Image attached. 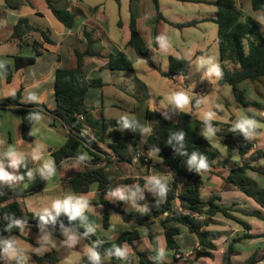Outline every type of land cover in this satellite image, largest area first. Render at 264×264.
Listing matches in <instances>:
<instances>
[{
  "label": "crops",
  "instance_id": "obj_1",
  "mask_svg": "<svg viewBox=\"0 0 264 264\" xmlns=\"http://www.w3.org/2000/svg\"><path fill=\"white\" fill-rule=\"evenodd\" d=\"M50 1L54 7L69 10L74 15L75 23L72 27L65 26L56 18L50 8L48 0H0V62L9 64L13 69V78L11 82H7L4 74L0 71V99L8 97L21 89L22 102L28 103L26 98L34 93L39 98L36 104H45L49 109H55L57 106L54 92L56 70L63 66H76L77 57L75 52H84L89 48L94 52V55L85 56L84 58L82 81L84 84L88 85L86 103L93 107V110L84 114L80 121L84 126L85 132L89 135H93L95 131L103 129L104 119H117L106 117L104 115L105 102L103 99L104 91L102 89L110 85L114 91L120 93L123 92L117 87L115 80L116 74L122 70H111L108 68V57L111 54L124 51L134 63L140 58L137 51L129 46V41L131 39L130 22L132 15H135L138 31L148 46V54H158L162 57L167 56L168 58L171 55H174V50L177 49L174 45L171 44L172 47L168 52H159L157 45L154 42L157 13L158 11H161L164 17H166L165 10L159 7V0L157 5L154 0H129V9H127L124 4L120 3H117V6H113V2H118L117 0ZM205 3L215 6L209 2ZM215 16L216 11L214 16L211 15L204 18L211 19ZM22 17H26L32 26L45 31L50 39L54 41V44L43 42V39L38 32L31 33L30 36H28V43H23L22 45H20L16 39H12L11 37L14 32V27ZM204 22L214 21L207 20ZM164 23L168 22L161 20L157 24L158 35L161 33L165 34ZM1 33L4 34L1 35ZM33 41H39L42 43L39 47V49L42 50L41 55H36V50L31 45V42ZM15 56H36V60L33 63L18 67L16 66ZM108 69L112 73L106 71ZM168 70L162 71L167 72ZM105 76L108 78L105 79ZM110 105L117 107L119 104L111 102ZM150 105L151 98L149 97L143 101L142 106H135L132 110V115H134L132 118H135L140 125L150 127L152 129L150 134H152L159 128V123L148 119L147 110L150 109ZM39 113L42 118L38 124L32 125L30 134L33 138L28 140L22 135L23 122L21 115L8 108L0 109V140L4 141L3 144H0V153L4 152L8 146H13L24 154L26 160H29L28 169L34 170L32 181L29 180L28 177H25L22 182L15 185L2 186L7 188L11 193H25L26 195L22 200H24L29 211L36 213L38 209L48 205L50 201L55 198H62L65 195L72 194L82 195L90 203V207L86 214L89 221L92 222L95 227L93 235L98 240L110 242L115 240L124 231L137 230L139 232V238L134 242L135 247L150 257H154L156 255V250L163 247L166 250V258L162 261L165 263L226 264L224 262V256L228 251L231 241L238 237H241V239L233 248L234 252L231 257V262L233 264H246V261L256 250H264V221L253 216L241 214V211L245 210L261 211L264 213V207L241 190L232 187H230L227 192L233 193V195L238 194V196L243 195L248 198V201L240 198L236 199L233 195H231L233 197L220 195V199L227 201L228 204L226 205L228 206H235L238 209L237 214L243 220L247 221L251 225V228L246 229L240 223L228 219L221 214L211 217V223L206 228L208 230H217L221 232L220 238L215 241L216 248L211 250L212 256H198V252L202 250V247L197 236L191 233L186 225L173 219L174 216L183 214L182 211L184 207L181 205L179 199L176 200L175 205L177 212L170 215L166 212L164 215L154 219L149 226L139 225L134 222H126L121 213L111 208L109 210V225L106 227L104 225V215L106 210L104 204L99 201L100 190L98 184H92L87 192H74L71 190L70 186L63 183L64 176L68 175L72 169L79 168V164L73 163L59 168H56L55 165V174L47 180L40 175L39 171H35V169L40 167L44 160L51 159L55 164L53 153L65 144L70 134L69 130L55 120L51 114L45 112ZM150 134H142V144ZM246 143L247 142H245V145H247ZM101 146L108 154L112 155V150L107 145L101 144ZM81 148L86 149L85 147ZM81 148H79V150ZM79 150L78 156L81 155L79 154ZM33 152H37L41 156V159L35 163L30 160ZM143 152L145 158L147 157L149 159L148 161L145 159H139V161H133L131 163L124 161H114L110 163L114 164L119 171V174L109 175L113 180L112 188L121 184H139L143 186L144 182L141 180H144L146 176L153 174L160 175L166 181H169V176L155 168V165L163 162V159L159 154L154 151ZM233 155L234 154L229 151L230 159ZM89 156L86 157L88 158ZM224 157L225 156L222 158ZM225 159V161H222L223 165H226L227 162L230 161L228 157H225ZM26 170L27 169L22 167L19 172L20 174H24L23 171L26 172ZM214 171L215 170L213 169V173H203V180L205 177L206 179H209L211 174L217 175ZM218 176H220L223 181L224 177H227L221 174H218ZM178 181L181 186L188 183L181 177L178 178ZM207 185L208 183L204 180V190L209 189L207 192L209 191L208 195H210L206 200L213 195L218 196L210 189V187L207 188ZM144 195L145 201H141L140 203L143 204L146 202L148 206H151L153 203L152 194L145 192ZM238 200L244 202L245 209L239 207ZM250 200H254L255 202L253 201L252 203ZM112 203L120 205L119 201ZM254 204L255 207H253ZM123 205H125V203L122 202V209ZM111 211L121 214L122 218L118 220L117 217H115V221H113ZM129 211L135 210L131 209ZM167 216H170V219H165ZM201 218L206 219L207 217L201 216ZM72 223L79 226L78 221H72ZM168 228L178 229V233L175 235V240L178 246L177 252L168 248L166 238V230ZM69 229L74 230L80 236L77 246L80 247L79 245H82L83 247L80 249V256L77 258L80 260L73 263L78 264L86 257V246L92 244L83 237V235H80L77 229ZM30 232H36V234H30ZM45 232L51 233L49 230H45ZM41 235H43V233H41L40 230L27 226L26 229H21V234L7 235L6 238L9 236L15 237L18 247L20 240L30 244L28 251L32 255L33 264H36L33 258L34 255H45L52 248L55 249L58 256L57 264H61V256L58 248V242L64 240L61 229L58 228L55 234L51 233L52 239H49L46 243L37 242ZM246 235L259 236L255 238H245ZM231 236H233V238L230 239ZM43 246L44 248L48 247V250L38 252ZM124 246H127L130 255H133V260L131 262L125 263L123 261L104 257L102 258L103 264H138V257L134 254V248L128 243H125ZM177 255H181V257H177ZM23 264H25V262ZM257 264H264V259Z\"/></svg>",
  "mask_w": 264,
  "mask_h": 264
},
{
  "label": "trees",
  "instance_id": "obj_2",
  "mask_svg": "<svg viewBox=\"0 0 264 264\" xmlns=\"http://www.w3.org/2000/svg\"><path fill=\"white\" fill-rule=\"evenodd\" d=\"M156 5L158 0H154ZM191 2H209L216 6V16L211 19L191 20L185 24L175 23L168 20L161 11H158L156 23L161 20L176 26H195L199 22L212 20L218 25V45L219 55L222 61L220 67L222 75L219 77L220 85L230 84L233 86L234 97L238 107L245 110L249 108L264 109V104L259 101L247 100L248 92L246 90H238V84L249 80L252 82H264V22H258L254 17L264 14V0H250L249 3L240 2L239 0H181ZM243 1V0H242ZM50 8L58 20L65 26L72 27L75 23L74 15L66 9H58L53 6L48 0ZM250 10L253 15L250 13ZM157 24L154 30L155 37L158 35ZM131 39L129 46L133 47L139 55H146L149 52L142 35L138 31L136 17L132 15L131 22ZM40 33L43 42L54 44L45 31L38 27L32 26L26 17H22L14 27L12 39H16L20 45L28 43V36L31 33ZM42 43L39 41L31 42L32 47L36 50V55H41L42 50L39 49ZM156 44V43H155ZM77 65L63 66L56 70L54 92L56 96L57 106L55 109H49L45 104L24 103L22 102V90L19 89L14 94L0 99V109H11L17 112L22 117V135L25 139L31 140L33 137L30 134V129L33 124L28 120L29 112H45L51 114L55 120L60 122L69 130V138L63 146L56 150L53 155L55 158L56 168L79 164V168L64 176L63 183L70 186L74 192H87L92 184L97 183L100 190V203L105 206L104 225H109V210L115 209L123 215L124 221L134 222L139 225H150V223L166 212L170 214L177 212L175 209L176 200H180L184 209H189L190 214H179L173 217L182 224L186 225L190 232L195 234L199 240L202 250L198 252V256H212L213 249L216 248L215 241L220 238L221 232L217 230H208L206 227L211 223L210 218L221 214L222 216L240 223L244 228L250 229L251 225L243 220L237 213L238 209L235 206L222 205L218 201L220 197L211 196L208 200L202 199L204 192L203 173H213L215 158L218 155V150L204 138L198 135V130L203 124L195 114L189 112H181L177 119L173 120L165 114L157 110H147V117L150 120L157 121L159 128L150 134L146 141L142 144V133L137 131H121L118 126L120 119H104V127L100 131H95L93 135L85 132L84 126L79 120V115H84L93 110V107L86 103V93L88 85L84 84L83 78V63L85 56L94 55V52L89 48L84 52L76 51ZM16 66L21 67L36 60V56L24 57L15 56ZM232 61L236 67L233 70L227 68L225 62ZM192 60L183 56L171 55L169 57V70L167 72L159 69L164 77H174L175 75H187L191 68ZM4 67H0V71L4 74L6 81L11 82L13 78V69L3 63ZM108 68L111 70H133V61L124 52L119 51L111 54L108 57ZM97 83V82H96ZM200 104L199 99H195L193 103L194 109H197ZM130 119H135L129 117ZM136 120V119H135ZM140 124V123H139ZM177 131L185 132V150L188 155L193 151L207 157L209 168L206 171L196 173L190 170L186 163L187 156L179 155L174 149L168 145V137ZM238 131V130H237ZM232 135L226 134L227 140ZM101 144L107 145L112 150V155L108 154ZM234 144H239L243 152L249 149V145H243V141L238 139ZM159 148V156L163 159L161 164L155 165V168L160 172H164L170 179L167 181L168 193L166 199L159 202L155 207V198H152V205L149 206L150 214L144 215L141 211H124L120 205H115L107 198V192L113 187L112 178L106 173V167L116 162H133L135 156L140 153V160L145 159L143 151H150L153 147ZM85 147L89 152V157L84 162H80L78 150ZM155 152V151H154ZM157 153V152H156ZM105 160V161H104ZM104 161V162H103ZM253 166L250 163L241 164L233 169V171L224 177V182L232 188L241 190L248 196L252 197L258 204L264 207V186L257 187L258 182L251 178L247 173L249 169L255 170L264 177V169ZM25 173V171H23ZM160 176V175H159ZM25 177H27L25 175ZM181 177L188 183L180 185L178 178ZM144 182V180H141ZM178 191V195L176 192ZM25 193H11L7 188L0 185V236L4 237L7 231L4 230L5 224L8 221L4 220L5 214L15 215V218H22L27 221V226L34 229L39 228V222L34 212L27 209L24 200ZM197 214L196 216L193 215ZM241 214L253 216L264 221V213L261 211H241ZM206 216L207 218H201ZM165 219H170L167 216ZM164 219V221H165ZM163 220V219H162ZM63 223L66 228H74L82 235L84 229L80 226L69 222L68 218L61 215L55 225H45V230L51 233H56ZM178 233L177 228H168L166 230V238L168 248L177 252L178 246L175 240V235ZM21 234V229L13 228L8 235ZM259 235H246L245 238H255ZM6 238V237H5ZM139 238V232L124 231L115 240L103 242L100 247L102 258L106 255L107 249L112 245H124L128 243L134 248V254L138 257V264H174L165 263L162 260L149 259V255L138 250L134 242ZM91 244L98 240L94 235L86 238ZM241 237L234 238L224 256L226 264H233L231 257L233 255L234 245L240 241ZM36 264H57L58 256L54 248L45 255L33 256ZM109 258V257H108ZM110 259H115L114 257ZM264 259V250H256L246 261V264H257ZM22 260V257H21ZM133 260V255H129L125 263ZM1 264V260H0ZM23 264V260H22ZM78 264H88L85 257Z\"/></svg>",
  "mask_w": 264,
  "mask_h": 264
},
{
  "label": "rangeland",
  "instance_id": "obj_3",
  "mask_svg": "<svg viewBox=\"0 0 264 264\" xmlns=\"http://www.w3.org/2000/svg\"><path fill=\"white\" fill-rule=\"evenodd\" d=\"M113 2V6L117 3L124 4L129 9V0H117ZM240 2L249 3L250 0H239ZM159 7L165 10V16L172 21L180 24H185L190 20H200L204 17L215 15L216 7L205 2H190L180 0H159ZM250 13L256 15L250 10ZM164 32L169 37L172 45H174V55L183 56L192 60L190 71L187 75H175L168 78L163 77L158 69L168 70L169 58L162 57L158 54L140 55L136 63L133 62V70H122L116 74V85L123 92H116L108 85L104 89L103 99L105 102L104 115L110 118L120 119L122 116L133 117L132 110L135 106H142L143 101L151 98V110L162 112L167 117L175 120L181 112H189L195 114L202 121V117L208 111L216 113L212 124L216 129L214 135L207 140L218 150V155L215 158L214 172L217 175L211 174L209 179L204 178L208 183L207 188L210 187L216 195L231 196L233 193L227 192L230 188L218 174L227 176L233 169L241 164L250 163L253 166L264 169V109L249 108L247 110L237 106L233 86L230 84L220 85L218 83L219 77H207L203 75L202 71H196L194 64H196L201 57H210L214 62L221 67L222 61L219 55L218 45V25L215 22H199L195 26L176 27L171 24L164 23ZM4 33H1L3 35ZM7 48V47H4ZM179 50V51H178ZM158 56L159 59L156 57ZM228 69H235L236 65L232 61L225 62ZM105 70V69H104ZM110 72V70H106ZM108 78L105 76V79ZM104 79V80H105ZM238 90H246L248 92L247 100L259 101L264 104V82H252L249 80L238 84ZM175 91L185 92L191 99L188 107L182 111L174 110L171 105H167V97ZM195 99H199L200 104L197 109H194L193 103ZM111 102L119 105L113 107ZM250 116L257 121L256 135L251 140H245L244 136L239 131L231 130L232 122L237 117ZM203 123V122H202ZM204 129V123L198 130V135H201ZM231 134L232 138H226V134ZM203 136V135H202ZM238 139L243 141V145H249V149L243 152L239 144H234ZM229 151L233 153L230 159ZM79 154L89 156V152L81 148ZM230 161L223 165L225 157ZM233 159V160H232ZM109 167V168H108ZM108 168V169H107ZM114 164H109L106 167L108 175L119 174V171ZM251 178L258 182L259 188L264 186V177L255 170L249 169L247 173ZM185 181V180H184ZM217 186V187H216ZM206 188V189H207ZM209 190V189H207ZM204 190L202 199L208 198L209 191ZM234 198H240L248 201V198L234 194ZM231 196V197H233ZM230 198V197H229ZM239 201V200H238ZM253 201L254 200H250ZM222 205L228 204L227 201L219 199ZM255 202V201H254ZM239 207L246 208L243 201H239ZM228 206V205H227ZM255 207V204L253 205ZM125 211L131 210L130 205H123ZM264 210V209H263ZM113 221L115 217L121 219L122 215L111 211ZM264 226V225H263ZM36 234V232H30ZM81 235V234H80ZM234 236V235H233ZM233 236L230 237L233 238ZM58 248L61 256V264H73L78 262L80 256V249L82 245L74 247H66L63 242H58ZM30 244L25 241H19V250L23 263L33 264L32 255L29 253ZM48 247L44 246L38 252H44ZM2 264H5L3 260Z\"/></svg>",
  "mask_w": 264,
  "mask_h": 264
},
{
  "label": "clouds",
  "instance_id": "obj_4",
  "mask_svg": "<svg viewBox=\"0 0 264 264\" xmlns=\"http://www.w3.org/2000/svg\"><path fill=\"white\" fill-rule=\"evenodd\" d=\"M259 23L264 22V14H260L254 17ZM155 43L159 52H168L172 45L169 37L166 34H159L155 37ZM157 59L158 56L156 57ZM196 71H202L204 76L207 77H219L222 75L220 66L214 62L210 57H201L199 61L194 64ZM0 67H4V64L0 62ZM28 103H37L39 98L36 94H30L26 98ZM191 103L190 97L183 91H175L167 97V105H171L174 110L182 111L188 107ZM216 113L214 111H208L202 117L204 123V129L201 135L205 139L214 135L216 132L215 127L212 124V120L215 118ZM28 120L31 124L36 125L41 120L40 113L29 112L27 115ZM168 118V117H165ZM118 126L121 131H137L138 129L144 135L150 134L152 129L147 126H142L135 119H130L128 116H122L118 121ZM231 130H238L245 138V140H251L255 137L257 131V121L255 118L250 116L237 117L232 122ZM185 132L177 131L172 133L167 140L169 146L179 155L187 156V165L190 170H194L196 173L206 171L209 168L207 157L200 154L197 151H193L191 155L185 150ZM4 141L0 140V144ZM159 153L160 149L155 146L150 149ZM41 156L37 152H33L30 157L32 162L39 161ZM80 162L86 161L87 157L85 154H81L77 157ZM28 161L26 160L23 153L18 151L13 146L0 153V185L12 186L19 182H22L25 175L29 180L32 181L34 170L28 169ZM27 169L24 174H20L21 168ZM39 171L40 175L45 179L51 178L55 174V164L51 159L44 160L40 167L35 169ZM145 192H149L155 198V207L160 201L166 199L168 193L167 181L159 175H148L144 178L143 186L139 184L125 185L121 184L114 188H111L107 192V197L111 202H123L131 206L132 210H140L142 214H150V208L145 202L141 204V201H145ZM90 207L89 201L82 195H65L62 198H55L50 203L35 213L39 228L43 235L38 239V243H46L49 239H52L51 233L45 232V225L57 223L58 218L64 215L68 218L69 222L78 221L79 226L84 229L83 237L88 238L95 232V227L92 222L89 221L87 216V210ZM4 220L8 221L4 226V230L11 232L13 228L26 229L27 221L22 218H15V215L5 214ZM61 232L64 236L62 241L66 247H74L78 244L80 236L72 229L64 227L63 223L60 224ZM103 243L102 240H95L92 245L86 246L85 255L88 264H102V255L97 248ZM106 255L109 258L114 257L118 261H127L129 258V249L124 245H112L107 249ZM166 258V250L160 247L156 250L154 257L149 259H160ZM0 260H3L5 264H22L20 250L17 246L15 237L9 236L7 238L0 236Z\"/></svg>",
  "mask_w": 264,
  "mask_h": 264
},
{
  "label": "built area",
  "instance_id": "obj_5",
  "mask_svg": "<svg viewBox=\"0 0 264 264\" xmlns=\"http://www.w3.org/2000/svg\"><path fill=\"white\" fill-rule=\"evenodd\" d=\"M82 117H83V115H79V116H78L79 120H81ZM140 158H141V154L138 153V154L135 156V158H134L133 161H139ZM145 160L148 161L149 159L146 157ZM176 195H178V191L176 192ZM182 212H183V214H190V213H191V211H190L189 209H183ZM193 215L196 216L197 214H194V213H193ZM177 257H181V255H177Z\"/></svg>",
  "mask_w": 264,
  "mask_h": 264
},
{
  "label": "water",
  "instance_id": "obj_6",
  "mask_svg": "<svg viewBox=\"0 0 264 264\" xmlns=\"http://www.w3.org/2000/svg\"><path fill=\"white\" fill-rule=\"evenodd\" d=\"M73 229H74V228H73ZM8 234H9V232L7 231V233L4 235V237H6ZM97 251L100 252V247L97 248ZM100 253H101V252H100ZM102 264H103V262H102Z\"/></svg>",
  "mask_w": 264,
  "mask_h": 264
}]
</instances>
